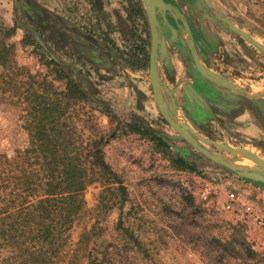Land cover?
<instances>
[{
    "label": "rangeland",
    "instance_id": "1",
    "mask_svg": "<svg viewBox=\"0 0 264 264\" xmlns=\"http://www.w3.org/2000/svg\"><path fill=\"white\" fill-rule=\"evenodd\" d=\"M151 4L140 17L127 0H0V153L28 143V73L44 96L71 80L88 97L77 106L85 131L105 135L126 188L86 189L95 211L73 242L97 220L99 264H264V234L225 207L248 182L264 199V0Z\"/></svg>",
    "mask_w": 264,
    "mask_h": 264
},
{
    "label": "trees",
    "instance_id": "2",
    "mask_svg": "<svg viewBox=\"0 0 264 264\" xmlns=\"http://www.w3.org/2000/svg\"><path fill=\"white\" fill-rule=\"evenodd\" d=\"M129 2L134 13L144 14L141 0ZM140 49L145 65L149 53L145 45ZM33 77L28 73L30 82L19 94L28 143L12 156L0 153V249L8 251L3 264H99L90 246L102 235L97 220L72 241L76 226L95 211L87 206L85 191L97 183L104 187L103 198L109 190L124 196L126 188L105 159V135L84 129L90 118L77 106L87 95L71 80L62 92L40 95Z\"/></svg>",
    "mask_w": 264,
    "mask_h": 264
},
{
    "label": "built area",
    "instance_id": "3",
    "mask_svg": "<svg viewBox=\"0 0 264 264\" xmlns=\"http://www.w3.org/2000/svg\"><path fill=\"white\" fill-rule=\"evenodd\" d=\"M243 187L229 192L225 207L250 219L264 234V199L262 194Z\"/></svg>",
    "mask_w": 264,
    "mask_h": 264
},
{
    "label": "flooded vegetation",
    "instance_id": "4",
    "mask_svg": "<svg viewBox=\"0 0 264 264\" xmlns=\"http://www.w3.org/2000/svg\"><path fill=\"white\" fill-rule=\"evenodd\" d=\"M127 1L129 2V0H127ZM141 1H142V6H143V13H144L142 16L133 12V10L131 9V6H130V2H129V7H130V10H131V12L133 14H135L137 16H140V17H145V6L143 4L144 1L143 0H141ZM169 1L179 5L181 0H169ZM217 3H219V0H208V5H209V7H212V9H214V5L217 4ZM214 11H215V9H214ZM174 15H175V21L180 23V24H182V26L186 29V31H187L189 36L194 37L196 35V37H197L198 32L196 30L195 31L193 30L190 21H188V20L187 21H182L178 14H174ZM205 16L207 17L208 15L205 14ZM145 39H147V38H145ZM149 46L151 47V42H149ZM196 81H198V79H196ZM213 95H214V92H213Z\"/></svg>",
    "mask_w": 264,
    "mask_h": 264
},
{
    "label": "crops",
    "instance_id": "5",
    "mask_svg": "<svg viewBox=\"0 0 264 264\" xmlns=\"http://www.w3.org/2000/svg\"><path fill=\"white\" fill-rule=\"evenodd\" d=\"M200 152H202V151H200ZM187 154H185V155H183L185 158H187V159H190V161H189V163L190 164H192V165H197V156L200 154H197V156L195 157V156H192L191 157V155L188 153V152H186ZM245 187H252V183H250V182H248V184L245 186ZM247 189H249V188H247ZM254 191V190H253Z\"/></svg>",
    "mask_w": 264,
    "mask_h": 264
},
{
    "label": "water",
    "instance_id": "6",
    "mask_svg": "<svg viewBox=\"0 0 264 264\" xmlns=\"http://www.w3.org/2000/svg\"><path fill=\"white\" fill-rule=\"evenodd\" d=\"M148 14H149V19H150L151 25H152V27H153V36H155L154 19H153V16H152V12L149 11ZM165 116L167 117V119H169V120L171 121V118H170L168 115L165 114ZM188 127H189V126H188ZM189 128L192 130L191 127H189ZM192 133H193V132H192ZM199 149H200V151L203 152V148H200V147H199Z\"/></svg>",
    "mask_w": 264,
    "mask_h": 264
},
{
    "label": "bare ground",
    "instance_id": "7",
    "mask_svg": "<svg viewBox=\"0 0 264 264\" xmlns=\"http://www.w3.org/2000/svg\"><path fill=\"white\" fill-rule=\"evenodd\" d=\"M145 5H146V8L147 9H150L152 7V4H151V1H154V0H143Z\"/></svg>",
    "mask_w": 264,
    "mask_h": 264
}]
</instances>
